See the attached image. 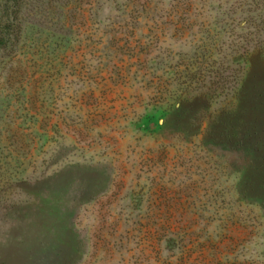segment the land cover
<instances>
[{"label": "rangeland", "instance_id": "obj_1", "mask_svg": "<svg viewBox=\"0 0 264 264\" xmlns=\"http://www.w3.org/2000/svg\"><path fill=\"white\" fill-rule=\"evenodd\" d=\"M0 264H264V0H0Z\"/></svg>", "mask_w": 264, "mask_h": 264}, {"label": "trees", "instance_id": "obj_2", "mask_svg": "<svg viewBox=\"0 0 264 264\" xmlns=\"http://www.w3.org/2000/svg\"><path fill=\"white\" fill-rule=\"evenodd\" d=\"M13 27H16V24L10 16L0 18V47L9 45L13 37L17 36L18 33L15 34Z\"/></svg>", "mask_w": 264, "mask_h": 264}]
</instances>
